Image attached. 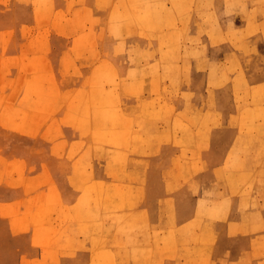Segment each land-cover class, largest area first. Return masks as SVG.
Returning <instances> with one entry per match:
<instances>
[{
    "label": "rangeland",
    "instance_id": "rangeland-1",
    "mask_svg": "<svg viewBox=\"0 0 264 264\" xmlns=\"http://www.w3.org/2000/svg\"><path fill=\"white\" fill-rule=\"evenodd\" d=\"M109 7L110 13L101 15L107 13ZM130 9L131 13H135L130 22L132 25L126 24L125 16L116 18L122 11L129 12ZM189 10H192L191 14H187ZM244 16L251 23L249 34L242 29L233 31L230 28L231 24H243ZM141 22H147L148 25ZM163 23L168 24L167 32L171 41L157 43L154 40L161 35L156 32L165 28ZM258 23H264V0H0V264H74L58 246L63 238L61 225L65 223L59 216L71 212L68 205L76 202L78 193V190L73 192L69 199L68 187L64 186L63 178L64 175L67 178L70 171L81 165L86 167L84 164L94 161V153L102 146L91 144L83 132L80 135L77 132L69 133L66 126L62 129L63 137L60 126L66 121L67 124L74 122L71 120L73 112L90 93L101 94L112 83L113 87L119 88L116 93L131 99L128 104H122L123 100L116 94L114 99L117 102H108L109 106L125 109L120 110V115L112 120L107 131L116 133L114 126L121 124V137H118L121 144L117 142L114 147L124 143L125 151H116L110 144L103 145L116 151L120 159L118 165L130 164L125 159L138 144L142 148L140 156L146 152L154 153L149 164L153 165L155 172L163 170L170 154L187 152L186 157L191 165L190 176L185 173L183 166L173 163L170 172L176 180L174 188L191 186V200L200 202L202 208L211 207L210 200L217 195L218 185L204 189V199L200 200L198 187L191 175L200 174L204 165H210L216 175L221 176V169L236 165L246 151L229 147L222 155L209 156L208 153L196 159L193 152L182 141L173 138L169 130L168 121L177 117L179 104L163 101L162 97L175 86L171 73L176 71L178 77L182 78L179 81L185 80L192 100L209 105L210 99L214 97L215 103L222 101L227 108L232 101L236 106L232 108L245 116L241 128L252 129L257 122L259 107L249 105L260 104L264 98V84H255L261 73L253 70L254 47L264 40V24L261 27ZM204 26L216 29L224 26L223 34L228 35V41L240 42L242 54L245 49L250 51L251 73L246 76L247 80L235 72L247 59H238L239 54H235L231 62V56L226 57L227 53L220 50L223 40L219 37L209 38L210 42L206 43ZM189 32L200 43L201 51L190 58L186 51L192 47V42L185 37ZM131 33H139L142 38L128 35ZM141 41L146 46L144 56L138 53V42ZM73 43L76 47L74 55H68L58 66L57 54L68 51ZM117 43L120 46L123 44L119 51L109 46L105 49L106 53L102 52L104 46ZM167 44L172 52L167 51ZM158 47L165 51L162 56L157 52ZM107 53L110 55L109 61L105 58ZM128 55L131 63L127 60ZM83 60L90 61L86 67L93 66L95 71L91 75L83 74L85 87L80 86L76 94H69L70 116L66 112L67 116L58 118L56 107L62 104L57 99L60 89L68 77L79 70L80 61ZM262 60L264 64V55ZM127 70L130 74L120 79L119 76L127 74ZM148 78L151 89L146 84ZM106 79L111 80V83H106ZM79 82V77L76 82L73 81L74 84ZM139 96L143 101H148V105L150 101H159L152 105V112L146 111L143 114L145 116L133 117L129 109L136 108L134 102ZM61 99L63 103L67 101V95L62 93ZM22 117L27 119L25 124L22 123ZM77 120L75 125L84 126V119ZM215 128L216 124H208L200 140L211 144ZM102 129L106 131L104 127ZM160 132L163 138L159 145L156 142ZM176 132H173L175 136L181 135L180 129ZM44 143L54 144L52 149L49 148L47 159L50 160L51 156L57 158L56 162H52L55 173L44 159L50 147ZM69 155L71 159H68ZM134 159L142 161L140 158ZM261 159L264 160V156ZM36 161L43 163L35 165ZM125 171V167H122L120 171L117 169L109 173L106 182L114 185L109 184L110 189H125L121 175ZM146 172L142 170L136 175L138 184L140 180L144 183L150 179ZM262 172L263 179H247L243 193L237 194L244 214L247 207L252 209L254 205L263 203L253 189L258 181L264 182V170ZM224 190L221 189L222 192ZM148 191H151L149 199ZM108 198L109 195L105 198V204ZM81 201L82 198L79 203ZM138 204L146 205L154 217H160L158 213L163 207L169 213L175 212L176 198L161 187L147 189L138 186L128 196L127 207L135 209ZM222 204L223 208L233 207L230 197L223 200ZM100 214L94 217H102ZM215 218L222 224L228 223V211L217 213ZM10 222L16 231V238L12 235L13 240L6 238V227ZM202 223V210H196L187 223L177 230L182 238L180 262L186 261L184 253L189 250V233L198 231ZM163 227V224H157L152 234L155 238L161 237L159 252L164 256L172 240L170 236L161 235L159 230ZM212 227L213 224L209 223L204 231L206 245L202 249L205 253L213 252L210 242ZM12 228L10 225L9 230ZM74 237L83 239L82 234ZM119 245L123 246L124 243L119 242ZM169 256L175 258L176 254L172 252ZM200 256L191 255L190 260L200 259ZM254 257L264 261V250L254 251ZM102 260L106 264H118L108 253L92 254L87 264H99ZM201 260L209 262L205 256ZM158 263L162 264L161 261ZM138 264L151 263L144 260Z\"/></svg>",
    "mask_w": 264,
    "mask_h": 264
},
{
    "label": "bare ground",
    "instance_id": "bare-ground-1",
    "mask_svg": "<svg viewBox=\"0 0 264 264\" xmlns=\"http://www.w3.org/2000/svg\"><path fill=\"white\" fill-rule=\"evenodd\" d=\"M191 13L192 10L187 11V14ZM120 16H125L127 18L126 24L132 25L130 22L135 17V13H131L130 9L129 12L122 11L116 18ZM141 23L148 25L147 22ZM163 24L165 28L160 32H156L161 35L154 40L157 43L171 41L167 32L168 24ZM258 24L262 27L264 23ZM220 25L222 24L220 23ZM231 25L230 28L233 31L242 29L246 34L250 32L251 23L245 16L244 22L240 26L237 24ZM203 29L206 31L204 39L206 43L210 42L209 38L219 37L223 40V46L220 47V50L227 53L226 57L231 56V62L235 54H239L238 59L242 57L247 59L240 70L235 71L247 80L246 76L251 73L250 51L245 49L242 54L240 42H234L236 40L228 41L227 39H230L228 35L223 34L224 26H219L217 29L216 27L204 26ZM185 37L192 42V47L186 51L188 58L197 56V52L200 54V43L196 42L190 32ZM145 49L146 46L143 45V42H138L140 56H144ZM168 50L171 51L169 45ZM211 50L217 52L215 49ZM157 52L162 56L165 51L163 48L158 47ZM262 55H264V40L255 45L253 51V70L261 73L255 84H264ZM164 59L162 58V60ZM171 74L174 78L172 83L175 86L170 88L169 94L164 95L162 100L179 104L180 111L177 117L168 121L173 138L182 141L186 148L193 152L196 159H200L202 155L208 153L209 156L222 155L229 147L245 150L246 154L240 158L236 165L223 167L220 172V174L222 173L221 176H217L210 165H204V170L200 174L191 175L194 184L198 187L200 200L204 199V189L214 188L218 185L217 195L210 200L211 207L202 208L200 202H193L189 197L191 186L174 188L176 180L170 172L173 163L177 162L183 166L185 173L190 176L191 165L190 160L186 157L187 152L180 151L170 154L167 163L163 165V170L155 172L153 165L149 164L150 159L154 157V153L146 152L140 156L142 148L138 144L136 148L133 147L131 154L125 159L130 164L118 165L120 159L116 151H125V145L124 143L120 147H114V145L117 142L121 144L118 137H121L122 126L121 124L115 125L114 128L117 129V132H109L112 136L107 131L109 130L108 126L113 123L112 120L120 115V110H125L108 104V102H117L114 97L118 94L116 91L119 88L113 87L112 83L101 94L90 93L88 97L82 100L71 117L74 122L78 121L77 119H84V126H77L74 122L66 125L69 133L77 132L80 135L83 132L91 144L102 146L94 153V161L84 164L86 167L81 165L76 170L71 169L72 172L70 171L67 174V178L65 175L63 178L64 186L68 187L67 195H70L69 199H71V194L78 190L76 202L68 205L71 212L59 216L60 219L65 220V223L61 225L63 238L58 246L65 252L66 258H69L71 263L87 264L92 254L97 256L98 254L108 253L113 256L118 264H138L144 260L149 261L151 264H159L158 261H161L162 264H264V261L260 260L261 258L254 257V251L264 250V182L260 183L258 181L253 188L257 198L260 197L263 203L254 205L252 209L247 207L245 214L241 208L240 196L237 195L243 193V186L246 187L245 181L247 179L251 177L263 179L264 160L261 158L264 156V98L261 99L260 103L263 106L258 103L249 105L259 107L257 122L254 127L252 129H242L241 124L245 116L242 112L236 111V108H232L235 106L232 101L229 102V108H227L224 107L222 101L219 104L215 103L214 97L210 99L209 105L192 100L185 80L179 81L182 78L178 77L176 71ZM76 79L77 77L73 81L76 82ZM104 81L108 84L111 83L109 79ZM149 82L150 79L148 78L146 84L151 89ZM120 97L123 100L122 104H128V100H131L130 97L126 99L122 94ZM157 101L159 100L150 101L148 105V101H143L139 96V99L134 102L136 108L134 110L129 109V113L133 117H140L146 111L152 112V105ZM87 119L92 121L89 123ZM21 120L25 124L27 119L22 117ZM211 123L216 124L214 137L211 144H206L200 140V136L202 132L206 131V126ZM140 128H138V131H140ZM177 129L181 130L180 136H175L173 133ZM158 136L159 139L156 144L160 145L163 133L160 132ZM104 144H110L117 150L108 149L103 146ZM134 158H140L142 161L138 162ZM68 159H71V155L68 156ZM122 167L126 169L121 174L125 189L123 191L110 189L109 184L113 187L114 185L111 182H106L109 173L117 169L120 171ZM142 170H147L146 175L147 177L150 176V179L144 183L140 180L138 184L135 177ZM138 186L147 187V189H159L161 187L165 191L173 193L176 198L175 212L169 213V210L163 207L158 213L160 217H154L144 204H138L135 209H129L127 207L128 196L135 192ZM222 188H225L223 192L221 191ZM107 195H109V198L105 204ZM150 197L151 191H148L147 198ZM227 197H230L233 205L230 209L222 207L223 200H226ZM80 198H82L81 203H79ZM99 208H101V212ZM196 210H202L203 223L198 231L194 230L189 233V250L184 253L186 261L182 263L179 261V257L183 252L182 238L177 234V230L187 223V220L193 216ZM226 211H228L229 216L228 223L222 224L216 221L215 215ZM105 212H107L106 216H104ZM99 213L102 217H94ZM209 223L213 224L212 239L210 240L213 245V252L206 251L207 253H205L202 249L206 245L204 231ZM157 224L164 225L159 230L161 235L170 236L172 240L164 256L160 255L159 252L161 237L155 238L152 234L156 230L155 226ZM77 234H82L83 239H76L74 236ZM119 242L124 243V245L120 246ZM172 252L176 254L175 258L169 256ZM199 254H201L200 259L190 260L191 255L197 256ZM203 256L209 258L208 263L201 260ZM99 264L106 263L102 260Z\"/></svg>",
    "mask_w": 264,
    "mask_h": 264
},
{
    "label": "crops",
    "instance_id": "crops-1",
    "mask_svg": "<svg viewBox=\"0 0 264 264\" xmlns=\"http://www.w3.org/2000/svg\"><path fill=\"white\" fill-rule=\"evenodd\" d=\"M93 11H94V9H93ZM94 13H96V10L94 11ZM110 13V7H109V10L107 11V13H104V14H101V15H108ZM128 35H130V36H132V37H138V38H142V36L139 34V33H137V34H133V33H131V34H128ZM124 38V37H123ZM122 45L123 44H121V46H120V44H109V45H106V46H104L103 47V53H106V50L105 49H107V47H109V46H112V47H114V49H116L117 51H119V47H122ZM75 49H76V47H75V44L73 43V45H72V47L68 50V51H61L60 53H58L57 54V64H58V66H60V64L64 61V59L68 56V55H74V53H75ZM124 49L126 50V48H125V46H124ZM112 56V55H111ZM109 57H110V55L107 53V57H105L106 59H107V61H109L108 59H109ZM127 60H128V62H130L131 63V61H130V57H129V55L127 56ZM87 63L89 64L90 63V61L88 62V61H86V60H83V61H80V68H79V70H77V71H75L72 75H70L69 77H68V79L65 81V83H64V86L60 89L61 91H60V93H59V95L57 96V99L59 100V102L60 103H62L59 107H56V109L58 110V113H59V116H58V118L59 117H65V116H67L66 115V112H67V114H69L68 113V102L70 101V95H74V94H76V92H77V90H78V87H80V86H83V87H85L84 85H83V74H85V73H89L88 75H91V74H93V72L95 71V68H93V66H88L89 68H87L86 66H87ZM134 63V62H133ZM130 73H129V71L127 70V74L125 73V75H121V76H119L120 77V79H122V77H127L128 75H129ZM76 77H79L80 78V82L78 83V84H74L72 81L76 78ZM70 91H72V92H70ZM62 93H65L66 95H67V101H65L64 103L62 102V99H61V95H62ZM70 94V95H69ZM56 97V96H55ZM69 116H70V114H69ZM58 120V119H57ZM67 125V121L65 122V123H63V124H61V126H60V132H61V134H62V136L64 137V135H63V132H62V129H63V127L64 126H66ZM66 139V138H65ZM44 145L46 146V147H48L49 145H50V147H48V149H47V154H46V156L44 157V159H45V161H47V164L48 165H51V167H52V170H53V173H55L54 172V167H53V165H52V162H56L57 161V158H52V156L50 157V160H48L47 159V156H48V152H49V148H53L54 147V144H49V143H44ZM50 153H51V151H50ZM52 155V154H51ZM42 161H36L35 162V165H42ZM55 181H56V179H55ZM56 184H57V181H56ZM57 188H58V185H57ZM59 192V191H58ZM12 226L13 228H12V230H9V226ZM10 225L8 224L7 225V227H6V238L8 239V240H13V238H16V231H15V229H14V226H13V223H11L10 222ZM9 231V232H8ZM8 232V233H7ZM11 232H12V234H11ZM14 234V235H13ZM12 235H13V238H12Z\"/></svg>",
    "mask_w": 264,
    "mask_h": 264
}]
</instances>
